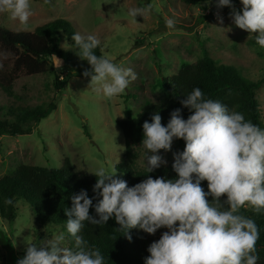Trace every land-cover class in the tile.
<instances>
[{
	"label": "clouds",
	"instance_id": "1",
	"mask_svg": "<svg viewBox=\"0 0 264 264\" xmlns=\"http://www.w3.org/2000/svg\"><path fill=\"white\" fill-rule=\"evenodd\" d=\"M44 3L50 5L51 0ZM240 3L242 9L237 10L231 0H215L217 9H231L236 27L257 34L255 42L264 48V0ZM150 9L151 5L132 8L129 15L135 18ZM0 13L10 14L21 25H27L33 15L30 0H0ZM217 19L223 24L219 12ZM175 23L169 18L166 27L173 29ZM71 39L79 49L76 54L91 66L83 76L90 77V85H98L96 91L105 97L121 95L137 79L131 68L95 54L101 44L96 35L75 33ZM183 97L180 103L190 111L188 118L177 108L164 126L161 115L154 113L151 122L143 123L141 142L151 173L167 164L159 155L161 150L171 151L174 140L185 141L184 150L173 154L176 178L148 176L129 187L115 168L111 173L98 168L93 174L97 202L93 205V198L82 189L72 194L71 208L64 210L74 247L64 246V234L44 238L38 244H27L17 264H105L101 251L80 233L84 222L99 226L111 218L129 240L131 229L149 235L167 229L148 247L145 264H258L259 228L240 210L249 206L256 213L264 211V129L221 101L206 99L200 88ZM202 181H207V192ZM5 203L12 204V199ZM93 207L95 216L90 215Z\"/></svg>",
	"mask_w": 264,
	"mask_h": 264
},
{
	"label": "rangeland",
	"instance_id": "2",
	"mask_svg": "<svg viewBox=\"0 0 264 264\" xmlns=\"http://www.w3.org/2000/svg\"><path fill=\"white\" fill-rule=\"evenodd\" d=\"M237 10L240 0H231ZM33 15L27 25H21L10 14L0 13V27L14 32H33L37 27L58 19L68 20L75 33L96 35L103 56L124 68H131L137 79L121 95L107 98L90 85V77L68 75L70 68L55 58L51 60L61 80L67 86L57 93L55 75L20 74L14 85V96L0 91V108L35 107L55 103L57 108L34 127L30 135L0 136V177L13 174L23 165L61 168L69 160L78 172L94 174L100 167L111 173L125 153V140L120 121L132 120L148 105H157L164 98V79L176 75L189 64L205 56L218 65L235 68L250 81L264 80V48L253 43L254 35L236 27L231 9L188 5L184 0H30ZM151 5L148 13L133 18L132 8ZM217 12L223 24L217 19ZM173 19L175 27H166ZM223 28V29H221ZM230 29V30H229ZM9 55L0 52V67L13 68ZM264 121V84L257 91ZM185 145L174 140L171 151L159 155L173 164V154ZM135 165L148 171L145 149H135ZM159 169V168H158ZM18 218L8 223L0 218V264H17L23 258L27 244H38L44 238L66 237L63 228L44 230L38 237L30 208L20 203ZM244 208L240 210L243 214ZM160 232L153 235L158 241Z\"/></svg>",
	"mask_w": 264,
	"mask_h": 264
},
{
	"label": "trees",
	"instance_id": "3",
	"mask_svg": "<svg viewBox=\"0 0 264 264\" xmlns=\"http://www.w3.org/2000/svg\"><path fill=\"white\" fill-rule=\"evenodd\" d=\"M191 6L207 8L216 5L215 0H184ZM75 34L71 23L66 19H58L46 25L37 27L33 32H14L9 28L0 27V52L10 56L13 65L10 71L0 68V91L14 96V85L20 74L55 75L53 85L57 93L67 86L68 78L83 76L91 66L76 53L79 49L71 37ZM253 43L255 38L252 39ZM97 56H103L100 46L94 49ZM55 58L70 68L68 78L61 80L58 71L53 68L51 60ZM264 80L250 81L243 77L235 68L218 65L210 56H205L194 64L183 66L179 72L164 79L165 98L157 105H148L132 120L120 121L119 127L125 140V153L119 164L115 166L117 176L126 180L132 187L151 176L153 179L165 177L175 179L176 173L172 164L159 168L151 173L139 170L135 165V148L143 139V123L151 122L154 113L162 117V124L167 126L170 113L180 108L182 116L187 119L191 114L183 108L180 101L194 88H200L205 98L219 100L230 110L242 113L246 120L264 129L262 110L257 91ZM57 108L56 104L37 105L35 107L11 106L6 111L0 108V136L30 135L34 127L46 119ZM181 145L185 141L180 140ZM97 177L90 173L78 172L69 160H65L61 168L23 165L13 174L0 177V218L8 223H14L18 218L19 206L24 202L30 208L38 237L44 230L66 229L65 209L71 208V196L86 190L97 202L93 192ZM201 187L208 191L207 181L201 182ZM7 198L12 204H6ZM222 200L226 197H222ZM209 202L212 197L208 196ZM243 215L252 218L259 228L260 237L256 244L259 256L258 264H264V211L256 213L251 207L245 206ZM90 215L95 216L94 207ZM114 218L107 224L92 225L84 222L80 235L101 251L105 264H145L150 255L148 247L154 242V236L139 229H131L129 240L124 231H120ZM67 230V229H66ZM164 232L167 229H159ZM69 247H74L73 238L67 233Z\"/></svg>",
	"mask_w": 264,
	"mask_h": 264
}]
</instances>
